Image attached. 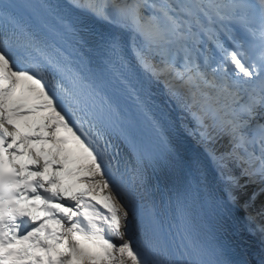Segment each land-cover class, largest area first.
Returning a JSON list of instances; mask_svg holds the SVG:
<instances>
[{
    "label": "snow or ice",
    "instance_id": "1",
    "mask_svg": "<svg viewBox=\"0 0 264 264\" xmlns=\"http://www.w3.org/2000/svg\"><path fill=\"white\" fill-rule=\"evenodd\" d=\"M0 264H264V0H0Z\"/></svg>",
    "mask_w": 264,
    "mask_h": 264
},
{
    "label": "bare ground",
    "instance_id": "2",
    "mask_svg": "<svg viewBox=\"0 0 264 264\" xmlns=\"http://www.w3.org/2000/svg\"><path fill=\"white\" fill-rule=\"evenodd\" d=\"M26 163H30V161L25 160ZM40 255H43V253H40Z\"/></svg>",
    "mask_w": 264,
    "mask_h": 264
}]
</instances>
